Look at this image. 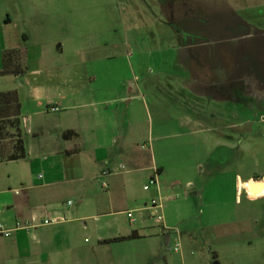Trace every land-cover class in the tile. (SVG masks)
Here are the masks:
<instances>
[{"label": "rangeland", "instance_id": "rangeland-1", "mask_svg": "<svg viewBox=\"0 0 264 264\" xmlns=\"http://www.w3.org/2000/svg\"><path fill=\"white\" fill-rule=\"evenodd\" d=\"M7 14L20 20L24 34L32 30L39 35L42 27L52 25L57 37L72 39L82 49L108 42L104 54L119 52L107 66L116 67L120 83L132 79L131 64L142 77L153 121L152 139L145 150L165 173L154 175L156 185L148 180L150 172L127 176L152 198L142 209L152 207L153 201L165 207L170 198L168 207L173 212L178 209L179 217L184 211L188 219L178 225L185 230L182 240L175 237L168 251L163 243L168 264H210L213 252H221L224 264H264V196L240 193L236 186L237 176L264 178V0H0V19ZM49 15L51 22H45ZM188 30L197 34L190 39L195 49L189 46ZM247 34L252 37L244 38ZM209 46L226 51L222 60L234 63L228 86L217 85L213 92L197 85L193 74L180 64L183 52L201 55ZM44 57L43 63L53 59ZM3 81L4 88H12L10 78ZM227 89L230 98L219 99ZM138 136L147 137L144 124ZM124 164L122 173L132 170L128 160ZM209 165L211 197L207 194L204 201L196 193L200 189L189 188L188 183ZM6 167L10 166L0 164V188ZM97 184L99 194L106 197L107 190ZM147 185L150 189L144 190ZM251 189L264 191L254 185ZM69 200L71 209L83 207L79 198ZM235 215L238 224L232 222ZM221 222L231 224L208 228L209 223ZM251 233L255 242L245 245L242 240ZM177 242L179 253L173 251ZM154 263L166 264L165 257Z\"/></svg>", "mask_w": 264, "mask_h": 264}, {"label": "crops", "instance_id": "crops-1", "mask_svg": "<svg viewBox=\"0 0 264 264\" xmlns=\"http://www.w3.org/2000/svg\"><path fill=\"white\" fill-rule=\"evenodd\" d=\"M44 18L45 22H51L50 15ZM41 29L39 35L32 30L28 35L23 33L20 20L10 14L0 19V40L3 41L0 42V70L4 51L24 45L28 49L27 74L23 78H0V93L18 91L20 135L26 150V159L0 160L1 165L10 166L4 169V183L0 188V222L14 230L11 237L0 236V264H155L161 257L168 264L163 243L168 251L175 237L182 240L185 230L179 227L188 222L184 211L180 218L178 209L173 212L168 207L171 202L168 198L161 210L162 223L148 211L134 224L125 214L129 210H142V205L152 199L142 194L132 176L127 175L150 172L148 180H151L154 175L159 177L165 173L151 152L145 150L152 139L153 121L140 84L142 77L137 76L131 64L132 79L120 83L116 67L107 66L119 52L104 54L108 42L82 49L72 39L57 37L52 25ZM188 32L189 46L195 49L190 39L197 34L194 30ZM25 35L27 42L23 40ZM247 37L252 34L244 36ZM209 47L201 55L192 50L183 52L185 56L180 64L193 74L197 85L213 92L217 85L224 89L228 86V71L233 70L234 63L222 60L228 54L226 51L222 53ZM46 54L53 59L47 57L43 63ZM7 78L12 80V88H4L3 80ZM229 92L231 89L219 99H229ZM142 124L146 126V138L138 136ZM69 131L76 136L65 138L64 134ZM143 141L146 144L139 148ZM11 148L13 144L8 145V155L13 152ZM127 160L132 170L122 173ZM200 172L202 175L192 179L188 187L200 189L196 193L205 201L213 169L209 165ZM237 179L240 193L264 196V191L251 189L252 185L264 183V178L263 181L244 180L237 176ZM97 183L107 190L106 197L99 194ZM157 193L161 191L158 189ZM71 197L79 198L83 207L71 209ZM55 218L64 221L49 226L42 224L46 219ZM233 219V224H238L237 215ZM18 223L31 228L15 230ZM229 224L209 223L208 228ZM254 224L257 230L258 223ZM134 232L138 237L134 240L109 242ZM251 235L242 240L245 245L255 242V234ZM218 255L224 264L221 252Z\"/></svg>", "mask_w": 264, "mask_h": 264}, {"label": "trees", "instance_id": "trees-1", "mask_svg": "<svg viewBox=\"0 0 264 264\" xmlns=\"http://www.w3.org/2000/svg\"><path fill=\"white\" fill-rule=\"evenodd\" d=\"M24 42L28 39L26 35L23 37ZM27 47L20 49H12L4 51L2 55V69L0 70V78L5 76H15L23 78L28 72L27 66ZM21 104L17 90L1 92L0 93V160L2 162L17 161L26 159V150L24 148V142L21 139V120H20ZM76 136L72 131L64 134L65 138ZM11 140L9 144H13L12 154H7L6 150L8 145L6 141ZM160 171H158V175ZM138 238L137 235L132 233L128 237H121L109 242H123L128 240H134ZM166 239V244H168ZM210 264H221L220 258L217 252L212 253V260Z\"/></svg>", "mask_w": 264, "mask_h": 264}, {"label": "built area", "instance_id": "built-area-1", "mask_svg": "<svg viewBox=\"0 0 264 264\" xmlns=\"http://www.w3.org/2000/svg\"><path fill=\"white\" fill-rule=\"evenodd\" d=\"M52 111L53 112H57L58 110L57 109H52ZM156 184H157V180L155 178L151 179V185H156ZM151 185L145 186V190H149ZM72 204H73L72 202H69V205H72ZM163 207H164V205L162 203H159L157 201H153L152 207L146 206L145 209H142V210H139V211H129V212H127L128 221L130 223L134 224V223H136L138 221L139 218H143L144 217V212L148 211L151 214V217H153L154 219H157L158 222L162 223L163 222V217H162V215H159V214H160V211L163 209ZM151 210H154L156 215H153ZM61 221H64V219H61V218L46 219L45 221H43L42 224L46 225V226H49V225H52V224L59 223ZM29 228H31V227L18 223L15 230H27ZM13 231L14 230L7 229L5 227V225L0 222V236L6 237V238L11 237ZM180 248H181V245H180L179 242H177L175 244V247L173 248V251L176 252V253H179L180 252Z\"/></svg>", "mask_w": 264, "mask_h": 264}, {"label": "bare ground", "instance_id": "bare-ground-1", "mask_svg": "<svg viewBox=\"0 0 264 264\" xmlns=\"http://www.w3.org/2000/svg\"><path fill=\"white\" fill-rule=\"evenodd\" d=\"M256 188L264 190V183L255 184Z\"/></svg>", "mask_w": 264, "mask_h": 264}, {"label": "flooded vegetation", "instance_id": "flooded-vegetation-1", "mask_svg": "<svg viewBox=\"0 0 264 264\" xmlns=\"http://www.w3.org/2000/svg\"><path fill=\"white\" fill-rule=\"evenodd\" d=\"M240 69V68H239Z\"/></svg>", "mask_w": 264, "mask_h": 264}]
</instances>
